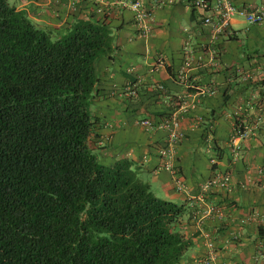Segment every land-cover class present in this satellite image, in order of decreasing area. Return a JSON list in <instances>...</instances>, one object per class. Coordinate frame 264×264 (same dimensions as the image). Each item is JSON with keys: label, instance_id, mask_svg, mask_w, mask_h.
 <instances>
[{"label": "crops", "instance_id": "crops-1", "mask_svg": "<svg viewBox=\"0 0 264 264\" xmlns=\"http://www.w3.org/2000/svg\"><path fill=\"white\" fill-rule=\"evenodd\" d=\"M135 1L9 3L58 36L88 20L112 30V51L96 66L98 156L107 165L133 161L156 196L186 207L182 228L194 245L180 264H264V24L235 16L232 34L219 32L204 23L217 17L215 0H208L209 12L193 0H144L149 18L142 31ZM231 2L264 11V0ZM172 113L184 137L171 162L186 186L182 192L158 154L168 132L139 125ZM238 124L248 137H238ZM216 171L231 175L229 190H204Z\"/></svg>", "mask_w": 264, "mask_h": 264}, {"label": "trees", "instance_id": "trees-1", "mask_svg": "<svg viewBox=\"0 0 264 264\" xmlns=\"http://www.w3.org/2000/svg\"><path fill=\"white\" fill-rule=\"evenodd\" d=\"M104 23L61 36L0 0V264H180L186 207L134 162L104 164L92 112Z\"/></svg>", "mask_w": 264, "mask_h": 264}, {"label": "built area", "instance_id": "built-area-1", "mask_svg": "<svg viewBox=\"0 0 264 264\" xmlns=\"http://www.w3.org/2000/svg\"><path fill=\"white\" fill-rule=\"evenodd\" d=\"M144 0H136L131 5V9L135 13V20L139 30L146 31V21L149 18V13L145 9ZM75 5V2L72 3ZM192 5L195 8L204 10L205 12L211 11V4L208 0H193ZM214 9L217 17L213 19V16L205 17V24H212L215 31L230 32V23L235 16L244 17L249 24H264V11L256 10L251 11L248 9H239L231 2V0H215ZM159 64H163L162 60L158 61ZM163 87L161 86L160 89ZM139 125L146 129L157 128L168 132V140L158 149V154L161 158L166 160V167L172 171L174 177L175 187L177 191L182 192L186 190L184 182L179 178L177 172L172 166V160L175 155V148L181 140H183V134L180 131V117L178 113H172L164 116L158 124H154L151 120L146 119L139 122ZM237 134L239 138L248 137L249 130L242 124L237 125ZM231 188V175L216 171L213 176L205 183L204 190H229ZM211 245V249H212ZM214 260V255L210 258Z\"/></svg>", "mask_w": 264, "mask_h": 264}]
</instances>
